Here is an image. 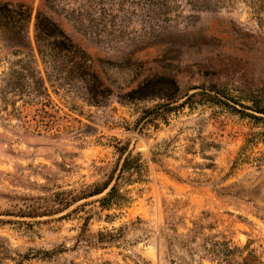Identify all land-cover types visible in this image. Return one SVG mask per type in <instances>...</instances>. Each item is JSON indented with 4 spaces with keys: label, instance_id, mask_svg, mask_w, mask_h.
Instances as JSON below:
<instances>
[{
    "label": "rangeland",
    "instance_id": "1",
    "mask_svg": "<svg viewBox=\"0 0 264 264\" xmlns=\"http://www.w3.org/2000/svg\"><path fill=\"white\" fill-rule=\"evenodd\" d=\"M15 1L34 16L0 24V264H216L192 251L213 235L264 264V122L202 94L264 97V0H46L65 37L44 59L43 0ZM122 147L143 170L106 209L83 194Z\"/></svg>",
    "mask_w": 264,
    "mask_h": 264
},
{
    "label": "trees",
    "instance_id": "2",
    "mask_svg": "<svg viewBox=\"0 0 264 264\" xmlns=\"http://www.w3.org/2000/svg\"><path fill=\"white\" fill-rule=\"evenodd\" d=\"M0 3L9 5L10 7L0 12V24L3 21L13 23L12 29L20 28L16 30L15 35L21 33V26L26 28L30 26L32 18L34 16V6L23 4L22 2H16L15 0H0ZM53 11V12H52ZM19 23V24H18ZM28 31V30H27ZM34 37L36 50L44 59L47 48L51 40H62L65 37V32L62 27V23L58 18L51 4H48L46 0H43L41 5L38 7L35 14L34 23ZM37 84L44 85L45 77L42 76L41 72L36 74ZM222 91H215V93L202 94L212 97L214 100L223 103L234 111L241 113L242 115L250 116L256 120L264 122V97L263 96H251L246 100L251 104H245L243 100L235 98H227ZM191 96H188L185 101L179 105L169 108L167 111L176 110L180 107H184L189 104ZM121 158L123 159L121 167L113 171L110 177L100 184H96L93 188L83 194L85 197L99 196L98 201L101 206L106 209H111L114 206H123L122 194L119 189L118 181L122 178L125 172H135L141 174L143 170L142 156L140 154H134L132 150H128L127 147L120 148ZM118 172L116 175L115 173ZM73 199L67 200L64 204L69 206ZM196 233V232H194ZM189 240L193 243H198L197 238L193 234L189 237ZM201 244L199 243L200 249H192L193 252L203 253L202 257H210L212 262L216 264H231L233 263V257H235L237 251H241L240 247H233L231 241L228 240L224 235L207 236L202 238ZM263 264V262H262Z\"/></svg>",
    "mask_w": 264,
    "mask_h": 264
},
{
    "label": "water",
    "instance_id": "3",
    "mask_svg": "<svg viewBox=\"0 0 264 264\" xmlns=\"http://www.w3.org/2000/svg\"><path fill=\"white\" fill-rule=\"evenodd\" d=\"M173 106H176V104L171 103V104L166 105L164 108H171Z\"/></svg>",
    "mask_w": 264,
    "mask_h": 264
}]
</instances>
